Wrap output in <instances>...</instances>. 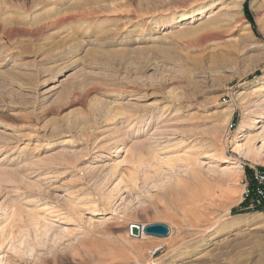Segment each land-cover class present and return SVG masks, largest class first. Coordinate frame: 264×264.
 Returning <instances> with one entry per match:
<instances>
[{"label":"rangeland","instance_id":"374dc122","mask_svg":"<svg viewBox=\"0 0 264 264\" xmlns=\"http://www.w3.org/2000/svg\"><path fill=\"white\" fill-rule=\"evenodd\" d=\"M262 123L264 0H0V264H264Z\"/></svg>","mask_w":264,"mask_h":264},{"label":"built area","instance_id":"2783aa9c","mask_svg":"<svg viewBox=\"0 0 264 264\" xmlns=\"http://www.w3.org/2000/svg\"><path fill=\"white\" fill-rule=\"evenodd\" d=\"M250 169L249 178L245 179L241 202L243 209L256 211L264 215V166L248 165L242 163V167Z\"/></svg>","mask_w":264,"mask_h":264},{"label":"bare ground","instance_id":"6f19581e","mask_svg":"<svg viewBox=\"0 0 264 264\" xmlns=\"http://www.w3.org/2000/svg\"><path fill=\"white\" fill-rule=\"evenodd\" d=\"M192 18H194V17H192ZM214 21V19H210V20H207L205 23H204V25L203 26H200V27H198L197 29H195V28H190V30L188 31V30H186L185 32H181V33H177V34H175V35H178V37H182V34L183 33H185V35L186 36H188V34H193V33H196L197 31H201V32H206V31H208V29H210L211 28V25H212V22ZM192 22V21H191ZM180 25V27L179 28H185L186 27V25H185V23L183 24L182 22L179 24ZM188 29V28H187ZM198 33V32H197ZM200 34V33H199ZM201 35V34H200ZM199 36V35H198ZM175 37V36H174ZM264 128V123H262V125H260V128ZM263 136V135H262ZM264 138V137H263ZM243 144H238L237 145V147H236V149L238 150V151H240V152H242V153H244V152H247V153H250L251 152V154H253V153H257L256 155H259V151H257L256 149H253V148H248V149H245L243 146H242ZM237 167V166H236ZM253 221V218L252 219H249V223H251ZM149 225V224H148ZM148 225H145L143 228H145L146 226H148ZM232 225L233 224H230V225H228V227H232ZM140 236H141V232H140ZM250 241V240H249ZM263 242V241H262ZM255 243H256V241H255ZM263 244V243H262ZM240 245H242L241 244V242H240V244H239V248H241L240 247ZM256 245V244H255ZM258 245H259V243H258ZM245 249V248H244ZM245 255V254H244ZM264 257V252H262V255H261V257L260 258H263ZM264 259V258H263ZM244 260V259H243ZM264 261V260H263ZM262 261V262H263Z\"/></svg>","mask_w":264,"mask_h":264},{"label":"water","instance_id":"95a60500","mask_svg":"<svg viewBox=\"0 0 264 264\" xmlns=\"http://www.w3.org/2000/svg\"><path fill=\"white\" fill-rule=\"evenodd\" d=\"M144 233L149 236L167 237L170 234V227L164 223H151L144 228ZM130 233L132 236H140V225L131 224Z\"/></svg>","mask_w":264,"mask_h":264},{"label":"trees","instance_id":"16d2710c","mask_svg":"<svg viewBox=\"0 0 264 264\" xmlns=\"http://www.w3.org/2000/svg\"><path fill=\"white\" fill-rule=\"evenodd\" d=\"M247 172L250 174V170L249 169H247Z\"/></svg>","mask_w":264,"mask_h":264}]
</instances>
